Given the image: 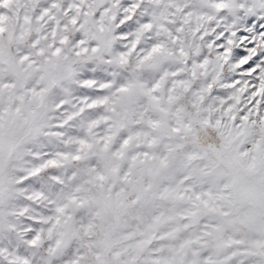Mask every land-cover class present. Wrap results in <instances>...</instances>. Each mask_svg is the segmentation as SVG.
Returning <instances> with one entry per match:
<instances>
[{"label": "snow or ice", "instance_id": "6c2138e0", "mask_svg": "<svg viewBox=\"0 0 264 264\" xmlns=\"http://www.w3.org/2000/svg\"><path fill=\"white\" fill-rule=\"evenodd\" d=\"M0 264H264V0H0Z\"/></svg>", "mask_w": 264, "mask_h": 264}]
</instances>
